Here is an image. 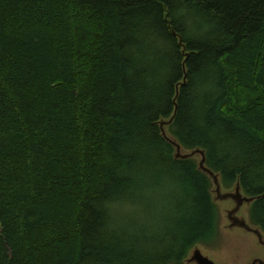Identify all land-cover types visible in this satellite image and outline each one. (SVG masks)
<instances>
[{"label": "trees", "instance_id": "16d2710c", "mask_svg": "<svg viewBox=\"0 0 264 264\" xmlns=\"http://www.w3.org/2000/svg\"><path fill=\"white\" fill-rule=\"evenodd\" d=\"M185 73L168 130L264 231V0H0V264L218 248L212 180L158 123Z\"/></svg>", "mask_w": 264, "mask_h": 264}, {"label": "water", "instance_id": "95a60500", "mask_svg": "<svg viewBox=\"0 0 264 264\" xmlns=\"http://www.w3.org/2000/svg\"><path fill=\"white\" fill-rule=\"evenodd\" d=\"M181 41V37H180ZM188 53H186L187 55ZM186 83V73L183 76V79L177 83L176 86V94L174 97V103L175 108L170 118H161L158 123L160 124L162 135L175 146V157L176 158H190L194 157L196 154H200L201 158L198 161L199 168L205 172L212 180V183L214 184L215 188L213 190V187L211 188L212 191H215L216 196L213 197V200H217L218 198L221 200H227L232 199L234 202V207L231 209H227V217L230 221L231 228H241L247 232L254 233L257 238L260 245L264 246V233L261 230V227L259 225L251 224L244 216L239 215L242 206L244 204H251L256 198H259L261 195H248L243 192L241 188V184L239 180L236 181V183L233 186L232 190H224L223 185L221 182V176L220 172L215 171L210 166L207 165V156L206 151L204 148L201 147H195L191 148L190 152H182V144L179 142V140L172 136L167 128L168 125L173 121L174 116L177 111V96L179 93V86ZM169 133V134H168ZM199 245H195L193 248L190 249V252L188 256L184 259L185 264H216L215 261L209 257V255L204 254L198 247ZM250 264H264V257H254Z\"/></svg>", "mask_w": 264, "mask_h": 264}, {"label": "rangeland", "instance_id": "374dc122", "mask_svg": "<svg viewBox=\"0 0 264 264\" xmlns=\"http://www.w3.org/2000/svg\"><path fill=\"white\" fill-rule=\"evenodd\" d=\"M190 151L191 150L189 148H185L184 146L182 147V152L185 153ZM193 158H195V160L198 162L201 158V155L196 154ZM212 187L214 190V184H212ZM222 187L224 190L233 189V187L230 186H228L227 188L224 186ZM210 192L212 194V198L216 196L215 191H212L210 189ZM215 202L219 213V222L216 239L213 242L215 243L216 241V243L219 244L220 247L217 246L218 248H214L205 244H198L199 249L204 254L209 255V257L212 258L216 264H250V261L254 257H264V246L259 244L258 238L254 233L247 232L241 228H231L230 221L227 217V209H231L232 207H234L233 200H221L218 198L217 200H215ZM249 205L244 204L240 213H238L239 215L244 216L248 221ZM132 208L133 205L131 203L124 201L122 203V206L120 205V207H117L116 209L120 216H124V213L131 209L132 211L128 212L129 219L136 218L138 220H143V215L140 214L141 210L135 211Z\"/></svg>", "mask_w": 264, "mask_h": 264}, {"label": "flooded vegetation", "instance_id": "af4514ba", "mask_svg": "<svg viewBox=\"0 0 264 264\" xmlns=\"http://www.w3.org/2000/svg\"><path fill=\"white\" fill-rule=\"evenodd\" d=\"M250 222V221H249ZM251 223V222H250ZM252 224V223H251ZM255 225V224H254Z\"/></svg>", "mask_w": 264, "mask_h": 264}]
</instances>
